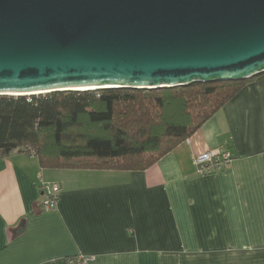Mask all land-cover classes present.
Listing matches in <instances>:
<instances>
[{
  "label": "crops",
  "instance_id": "obj_1",
  "mask_svg": "<svg viewBox=\"0 0 264 264\" xmlns=\"http://www.w3.org/2000/svg\"><path fill=\"white\" fill-rule=\"evenodd\" d=\"M188 139L145 170L0 159V264H264V74ZM215 148L231 162L200 174L194 156ZM44 182L61 188L55 210Z\"/></svg>",
  "mask_w": 264,
  "mask_h": 264
},
{
  "label": "water",
  "instance_id": "obj_2",
  "mask_svg": "<svg viewBox=\"0 0 264 264\" xmlns=\"http://www.w3.org/2000/svg\"><path fill=\"white\" fill-rule=\"evenodd\" d=\"M264 73V0H0V95Z\"/></svg>",
  "mask_w": 264,
  "mask_h": 264
},
{
  "label": "trees",
  "instance_id": "obj_3",
  "mask_svg": "<svg viewBox=\"0 0 264 264\" xmlns=\"http://www.w3.org/2000/svg\"><path fill=\"white\" fill-rule=\"evenodd\" d=\"M257 76L156 89L0 95V159L23 152L52 169L145 170Z\"/></svg>",
  "mask_w": 264,
  "mask_h": 264
},
{
  "label": "built area",
  "instance_id": "obj_4",
  "mask_svg": "<svg viewBox=\"0 0 264 264\" xmlns=\"http://www.w3.org/2000/svg\"><path fill=\"white\" fill-rule=\"evenodd\" d=\"M187 142H189V139H187ZM231 160L232 154L227 148L208 149L194 156V163L200 174L220 172L229 165ZM40 188L45 197L43 209L47 211L57 209L61 192L60 186L53 182H44ZM90 260H93V257H79L76 261H71V263L77 262L81 264Z\"/></svg>",
  "mask_w": 264,
  "mask_h": 264
}]
</instances>
